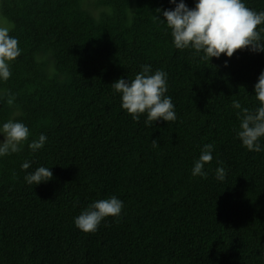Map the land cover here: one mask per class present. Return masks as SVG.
Segmentation results:
<instances>
[{
  "label": "trees",
  "instance_id": "16d2710c",
  "mask_svg": "<svg viewBox=\"0 0 264 264\" xmlns=\"http://www.w3.org/2000/svg\"><path fill=\"white\" fill-rule=\"evenodd\" d=\"M244 3L264 11V0ZM172 7L169 0H0L22 49L0 82V123L23 122L29 142L47 137L37 152L25 145L0 158V264H264V152L236 138L232 107L233 100L259 106L254 85L264 53L238 49L210 60L178 50L156 18L163 19L157 8ZM144 64L167 73L174 122L146 126V115L137 122L121 108L111 84L134 79ZM208 143V176L193 177ZM25 161L29 172L45 166L53 178L28 185ZM217 161L224 181L215 178ZM113 195L124 204L120 218L106 217L95 233L74 226L88 204Z\"/></svg>",
  "mask_w": 264,
  "mask_h": 264
},
{
  "label": "clouds",
  "instance_id": "9594fccd",
  "mask_svg": "<svg viewBox=\"0 0 264 264\" xmlns=\"http://www.w3.org/2000/svg\"><path fill=\"white\" fill-rule=\"evenodd\" d=\"M172 8H157L163 19L156 18L170 29L173 45L178 50H193L194 54L203 53L204 59L231 58L236 50L247 49L253 53H264V11L257 12L246 6L244 0H194L189 7L185 0H169ZM11 28L0 27V82L11 77L10 64L18 58L22 49L18 40L10 35ZM228 61L225 60V66ZM113 91L120 96L121 108L139 122L141 115H146L145 124L163 120L174 122L177 119L175 105L168 91L167 73L163 70L153 72L151 65H141V71L134 79L119 78L111 84ZM254 96L259 106L251 111L242 107L240 101L233 100V109L240 121L239 128L234 129L236 138L248 151L264 152V70L254 85ZM2 98V97H0ZM15 96L8 93L7 103L11 106ZM30 130L21 121L9 119L0 123V158L21 152L25 145L34 153L47 142L45 134L29 142ZM156 142L155 140L153 141ZM214 145L205 144L201 153L193 162L191 175L206 179L208 172L205 165L213 160ZM31 161H25L21 168L25 171L24 181L30 185H39L53 178L50 168L39 166L28 171ZM215 171V178L224 181L226 169L222 161ZM123 201L115 195L106 199L94 200L74 218V226L84 233H95L106 217L120 218Z\"/></svg>",
  "mask_w": 264,
  "mask_h": 264
},
{
  "label": "rangeland",
  "instance_id": "374dc122",
  "mask_svg": "<svg viewBox=\"0 0 264 264\" xmlns=\"http://www.w3.org/2000/svg\"><path fill=\"white\" fill-rule=\"evenodd\" d=\"M7 26H9L8 20L5 18H2L0 14V27H7Z\"/></svg>",
  "mask_w": 264,
  "mask_h": 264
}]
</instances>
